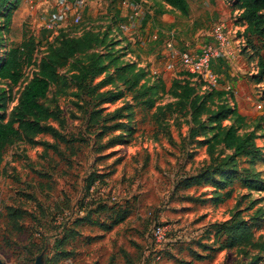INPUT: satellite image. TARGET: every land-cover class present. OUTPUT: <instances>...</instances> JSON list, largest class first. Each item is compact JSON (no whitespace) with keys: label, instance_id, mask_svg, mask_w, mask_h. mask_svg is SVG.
I'll list each match as a JSON object with an SVG mask.
<instances>
[{"label":"rangeland","instance_id":"rangeland-1","mask_svg":"<svg viewBox=\"0 0 264 264\" xmlns=\"http://www.w3.org/2000/svg\"><path fill=\"white\" fill-rule=\"evenodd\" d=\"M156 1L136 2L138 14L130 18L129 5L135 2L87 0L78 25L72 22L73 13H70L67 24L60 28L72 31L77 26L113 25L111 37L123 40L117 48L127 46L123 49V60L143 66L148 71L149 84L153 85L159 77L168 89L172 79L181 76L183 70L179 53L195 47L197 39L211 37L213 25L223 22L234 55L225 62L220 88L233 94L228 104L234 103L245 116L244 130H255L256 143L264 151V80L259 81L256 75L258 56H264V50L256 37L243 33L244 26L238 22L237 11L232 10L230 0H188L187 15L166 5V20L150 17L144 21L145 14H153ZM115 9L120 10L123 20L114 21ZM113 22L127 24L131 31L124 33L120 24L116 27ZM25 28L41 39H52L59 29L55 27L51 32L38 35L41 25L28 22ZM21 35L19 28H13L9 39L18 43ZM40 55V52L36 54ZM34 70L33 66L27 67L23 79L16 85L0 80V89H4L7 98V117ZM104 89L114 90L112 86ZM173 100L167 93L158 94L155 104L161 106ZM41 101L58 114V118L49 119L47 123L57 128L65 140L55 139L48 133L37 135L36 144L17 139L3 154L0 259L4 264L234 262L237 255L233 250L217 248L212 226L229 218L235 207L243 209L245 217L258 206L264 208V189L249 191L236 186L231 198L214 205L208 199L210 187L184 188L180 180L208 164L205 148L189 137L192 123L186 112L162 116L161 111L154 109L142 111L129 94L104 103L101 107L106 113L118 109L124 112L123 108L133 106L130 117L123 120H128L134 133L124 136L127 140L124 143L108 146L109 139L119 131L100 133L101 122L88 123L87 117L95 101L86 97L80 106H75L70 96H55L53 87ZM153 112L159 119L153 118ZM244 165L246 163L240 160V166ZM256 170L264 178L263 162L256 164ZM93 174L102 175V181L96 182L95 187H91L93 191L90 189L86 195ZM111 195L115 199H111ZM93 196L105 202L102 210L89 212L95 207L88 201ZM82 201L88 202L83 209L80 208ZM9 206L25 211L19 220L20 230H12L7 223ZM121 210H128L121 223L108 230L99 225L111 223ZM87 212L89 219L73 224L75 217L85 216ZM156 223L170 226L162 244H156L150 235ZM261 232L264 234V229ZM66 233L68 239L56 245L55 240ZM58 251L68 255L56 258Z\"/></svg>","mask_w":264,"mask_h":264},{"label":"trees","instance_id":"trees-1","mask_svg":"<svg viewBox=\"0 0 264 264\" xmlns=\"http://www.w3.org/2000/svg\"><path fill=\"white\" fill-rule=\"evenodd\" d=\"M130 1L136 3L140 0ZM19 2L0 0V80L16 85L23 79L27 67L33 66L35 70L22 86L9 117L5 112L6 93L0 89V175L3 154L13 141L20 139L36 144L35 137L46 133L55 139L65 140L57 128L47 123L49 119L58 118V114L41 101L53 87L55 96L68 95L75 106H80L86 97L89 101H95L87 117L88 123L101 122L100 133L119 131L114 138L109 139L108 146L124 143L127 141L124 136L134 133L128 120H123L130 117L133 106H126L124 112L118 109L106 113L101 107L104 103L129 94L134 105L142 111L154 109L156 112L161 111L162 116L186 112L192 123L189 137L205 148L208 164L199 172L184 177L180 184L184 188L210 187L208 199L214 205L231 198L236 186L249 191L264 189V178L256 170L258 162L264 163V151L256 143L258 134L255 130H244L245 116L238 112L234 103L228 104L227 100L233 98L230 91L205 88V82L198 75L184 70L180 72L181 76L172 79L168 89L159 77L153 85L149 84L146 77L148 71L143 66L135 61L123 60V49L127 46L117 48L123 40L111 37V24L105 27L77 26L72 31L59 28L52 39L38 38L24 25L20 42L13 43L9 39L11 17ZM230 2L232 10L237 11L238 22L244 26L243 33L256 37L264 50V0ZM166 5L182 15L188 13V0H157L153 3V14H145L144 21L150 17L157 19L158 15L167 11ZM121 20L120 10L115 9L114 21ZM114 24L118 27L120 23ZM38 52L41 53L39 57L36 56ZM257 67V79L264 80V56H258ZM105 86H112L114 90L104 89ZM203 87L205 89L201 91ZM164 93L174 100L156 105L157 95ZM156 112L152 116L159 119ZM240 160L246 165L240 166ZM102 177L93 174L89 178L86 195L96 182L102 181ZM88 201L95 205L89 212L100 211L105 207V202L94 196ZM87 203L82 201L80 208L83 209ZM249 208H253L251 202ZM242 210L235 207L229 218L213 224L217 248L235 252L237 256L232 264H264V234L261 232L264 229V208L256 207L247 217L242 216ZM89 212L85 216L75 217L73 224L89 219ZM24 214L21 208L7 207V223L12 230L21 229L19 220ZM127 215L128 210H121L116 212L111 223L99 225L108 230L121 223ZM68 237L66 233L61 239L55 240L56 245L63 244ZM55 255L56 258H62L68 253L58 251Z\"/></svg>","mask_w":264,"mask_h":264},{"label":"built area","instance_id":"built-area-1","mask_svg":"<svg viewBox=\"0 0 264 264\" xmlns=\"http://www.w3.org/2000/svg\"><path fill=\"white\" fill-rule=\"evenodd\" d=\"M34 1L36 0H30L31 5L35 3ZM55 2L57 7L56 17L63 15L64 18H66L67 12L70 10L73 13L72 22L76 24L80 20V13L86 6L87 0H55ZM67 3H70L69 8L66 6ZM129 8L131 14L130 18L138 14L139 6L137 3H131ZM119 26L124 33L131 31L130 26L127 24H120ZM43 27L49 31L55 30V18L50 16L45 18ZM211 35L213 41L203 42L198 50H185L180 52L179 62L184 71L198 75L208 88H220V77L212 68V60H227L232 58L234 54L227 28L223 22H217L213 25ZM110 198L115 199V196L111 195ZM64 213L68 215L71 214L70 211H65ZM169 227L170 226L165 223H156L152 226L150 235L156 244H162L165 241L166 234L170 229Z\"/></svg>","mask_w":264,"mask_h":264},{"label":"crops","instance_id":"crops-1","mask_svg":"<svg viewBox=\"0 0 264 264\" xmlns=\"http://www.w3.org/2000/svg\"><path fill=\"white\" fill-rule=\"evenodd\" d=\"M35 3L31 5L30 0H20L17 9L12 13L11 17V29L15 28L16 30L19 28L20 32L23 31V26L27 25L28 22L32 23L33 25H41V28H39L38 35L43 34V32H51L49 30H46L42 26V22L45 18L48 16L55 18V27L59 28L62 26H65L67 24V19L64 18V16H57L56 14V2L55 0H36ZM70 3H67V8H69ZM168 11V10H167ZM167 11L161 15H158L157 18L159 20H166ZM72 13L70 10L67 12V15ZM11 31V30H10ZM211 35V34H210ZM22 38V35H21ZM20 38V40H21ZM204 40V41H203ZM212 42L213 38L211 37H205L201 39H197L195 47H188L186 50L189 51H196L200 48V46L203 44V42ZM20 42V41H19ZM226 60L222 59H213L212 60V68L213 70L218 74V76L221 78L223 77V71L224 67H226Z\"/></svg>","mask_w":264,"mask_h":264},{"label":"water","instance_id":"water-1","mask_svg":"<svg viewBox=\"0 0 264 264\" xmlns=\"http://www.w3.org/2000/svg\"><path fill=\"white\" fill-rule=\"evenodd\" d=\"M0 264H4L1 259H0Z\"/></svg>","mask_w":264,"mask_h":264}]
</instances>
